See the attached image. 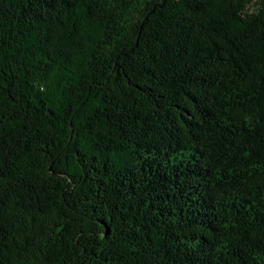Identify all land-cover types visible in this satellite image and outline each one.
<instances>
[{
    "label": "trees",
    "instance_id": "16d2710c",
    "mask_svg": "<svg viewBox=\"0 0 264 264\" xmlns=\"http://www.w3.org/2000/svg\"><path fill=\"white\" fill-rule=\"evenodd\" d=\"M0 264H264V0H0Z\"/></svg>",
    "mask_w": 264,
    "mask_h": 264
}]
</instances>
